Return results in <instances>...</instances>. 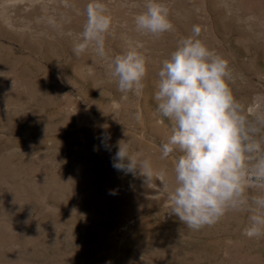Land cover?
<instances>
[{
    "label": "rangeland",
    "instance_id": "374dc122",
    "mask_svg": "<svg viewBox=\"0 0 264 264\" xmlns=\"http://www.w3.org/2000/svg\"><path fill=\"white\" fill-rule=\"evenodd\" d=\"M89 2L0 0V264H264V237L243 235L248 211L200 230L173 214L182 153L160 158L171 122L154 100L162 61L199 26L264 137V0H159L173 24L159 37L136 29L146 0H102L113 17L105 56L94 45L77 56ZM133 46L147 73L122 99L109 63ZM122 140L167 172V191L113 167Z\"/></svg>",
    "mask_w": 264,
    "mask_h": 264
},
{
    "label": "clouds",
    "instance_id": "9594fccd",
    "mask_svg": "<svg viewBox=\"0 0 264 264\" xmlns=\"http://www.w3.org/2000/svg\"><path fill=\"white\" fill-rule=\"evenodd\" d=\"M144 7L134 18L137 31L159 37L173 29L165 4L146 0ZM86 15L73 52L79 56L94 45L104 57L113 17L102 0H90ZM200 32L199 26H193L192 35L178 43L158 71L156 110L171 122V135L161 146L160 158L167 159L177 149L182 153L174 163L175 187L168 193V201L173 214L192 230L214 226L229 211H248L243 235L262 238L264 195L249 198L246 192L249 187L264 192V137L256 138L260 129L249 121L233 94L229 62L199 39ZM147 63L135 46L110 61L122 99L129 92L143 90ZM257 119L264 124V116ZM140 156L138 152L130 155V145L119 141L113 167L133 176L139 170L147 184L156 177L160 190L167 191V172L156 171L150 159Z\"/></svg>",
    "mask_w": 264,
    "mask_h": 264
}]
</instances>
